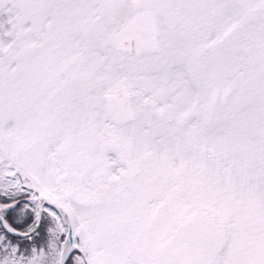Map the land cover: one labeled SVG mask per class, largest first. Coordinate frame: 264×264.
Returning <instances> with one entry per match:
<instances>
[{
	"label": "snow or ice",
	"instance_id": "snow-or-ice-1",
	"mask_svg": "<svg viewBox=\"0 0 264 264\" xmlns=\"http://www.w3.org/2000/svg\"><path fill=\"white\" fill-rule=\"evenodd\" d=\"M0 264H264V0H0Z\"/></svg>",
	"mask_w": 264,
	"mask_h": 264
}]
</instances>
